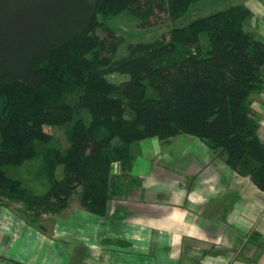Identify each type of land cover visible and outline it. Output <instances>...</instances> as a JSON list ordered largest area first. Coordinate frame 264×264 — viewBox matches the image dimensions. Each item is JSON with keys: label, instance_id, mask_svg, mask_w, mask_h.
<instances>
[{"label": "trees", "instance_id": "1", "mask_svg": "<svg viewBox=\"0 0 264 264\" xmlns=\"http://www.w3.org/2000/svg\"><path fill=\"white\" fill-rule=\"evenodd\" d=\"M196 1L0 0L1 198L21 203L32 223L75 194L105 215L124 179L133 180L131 146L180 134L224 154L264 193L251 99L264 88V39L247 29L252 13L243 4L174 26ZM121 12L141 28L172 26L115 58L120 39L103 20ZM113 73L128 77L112 82ZM64 125L68 144L60 148L44 127Z\"/></svg>", "mask_w": 264, "mask_h": 264}, {"label": "crops", "instance_id": "2", "mask_svg": "<svg viewBox=\"0 0 264 264\" xmlns=\"http://www.w3.org/2000/svg\"><path fill=\"white\" fill-rule=\"evenodd\" d=\"M243 5L264 39V0ZM251 99L264 141V88ZM130 154L133 180L102 216L75 194L32 223L0 197V264H264V193L224 154L185 134L142 139Z\"/></svg>", "mask_w": 264, "mask_h": 264}, {"label": "rangeland", "instance_id": "3", "mask_svg": "<svg viewBox=\"0 0 264 264\" xmlns=\"http://www.w3.org/2000/svg\"><path fill=\"white\" fill-rule=\"evenodd\" d=\"M245 0H198L194 2L189 10L183 14L175 23L174 26H183L190 22L191 20L205 16L212 12L222 10L231 5L235 4H243ZM250 21V20H249ZM248 21L247 28L252 30L257 34L255 27ZM104 25L108 26L114 31V34L120 39L119 45L117 47L116 53L114 55L115 58H119L127 53L126 47L129 43H138V42H151L153 40L158 39L161 34L166 33L172 25L169 23L157 24L150 28H141L139 26V20L128 14L127 12H121L119 14H115L112 17H109L106 21L103 20ZM97 35L100 37H105L106 33L102 31L100 28L96 29ZM202 45H207V40L205 35L202 34L201 37ZM128 76L126 74H108L106 78L112 82H121L125 80ZM70 125L64 126H45L44 130L48 133H51L54 136V143L56 146L60 148H65L68 144L67 142V134ZM7 173L11 176H15L16 174H20V168L9 167L6 169ZM22 176V175H16ZM44 187H40L39 192H42ZM5 199V198H4ZM7 200V199H6ZM8 201V200H7ZM11 205L15 206L13 201ZM21 204V203H20ZM16 207V206H15ZM54 215V213H52ZM26 215V214H25ZM29 215H26V219H28ZM52 219V218H50ZM32 220L29 218V221ZM39 219L35 220L37 223ZM39 224V222H38ZM53 223H51L52 225Z\"/></svg>", "mask_w": 264, "mask_h": 264}]
</instances>
